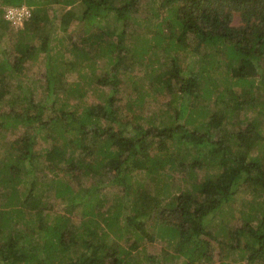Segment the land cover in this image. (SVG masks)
<instances>
[{
  "label": "trees",
  "instance_id": "obj_1",
  "mask_svg": "<svg viewBox=\"0 0 264 264\" xmlns=\"http://www.w3.org/2000/svg\"><path fill=\"white\" fill-rule=\"evenodd\" d=\"M155 1H160L159 6L168 11L164 18L157 14L161 20L156 24L155 42L142 35L144 45L141 44L140 50H130L126 41L127 30L130 19L138 10V0H127L121 6L115 5L112 0H50L69 7L58 19L56 30L57 17L37 9L42 6V0H3L7 8L25 5L33 12L24 24L26 28L24 25L15 27L6 19L0 20V29L6 30L9 25L23 29L18 34V46L27 42L30 38L28 34H33L30 31L43 29L37 37L39 43L31 45L27 51L34 57L45 55L50 84L54 83V69L59 67L61 56L64 58L61 49L53 54L56 49L53 41L57 40L59 31L67 33L69 27L77 22L79 37L83 40L73 48L79 61L71 62L70 70H81L86 64L94 74L97 70L95 59H102L104 65L101 67L107 70L108 65L110 71L101 81L113 89L107 103L87 106L81 118H73L65 105L57 109L56 101L55 108L51 109L32 106L26 96L25 101L32 113L31 110L26 115L16 110L1 112L0 107V120L6 128L24 126L28 132L32 130L12 144L19 150L20 156L15 161L14 158L4 159L0 168V264H137L136 257L119 243L112 246L106 244L113 235L117 242L124 236L131 240V230L137 239L131 241L130 251L141 248V239L153 243L160 237L177 246L176 255L185 259L183 264H203L212 258L209 242L201 238L202 234L211 236V221L207 218L232 215V210L224 211V207L232 203L242 189L248 188L263 200V211L252 206L243 212L248 224L253 226L251 223L257 222L256 227L229 232L226 224L221 225L217 234L229 233L238 249L243 252L249 250V264H257L264 259V129L257 119H247L249 124L245 130L239 127L246 122L245 119L235 121L242 112L257 107V95L264 93V0ZM77 4L83 5L82 11L77 12ZM108 17L114 18V29L105 25ZM151 48L154 51L162 49L172 63L169 71L151 76L155 85L158 84L157 89L169 91L174 95L172 102L179 100L183 107H189L190 99L197 100L199 95L208 100L215 97L216 110L211 111L207 105L196 106L192 102L185 122L176 107L169 114L171 124L167 127L158 128L155 125L147 129L139 125L129 132L127 129L133 121L125 120L124 116L128 112L136 115L140 111L144 95L138 101L128 103L126 110L118 107L115 96L120 76H130L136 57H143ZM189 54L199 59L197 71L195 67L186 72L183 69L182 55ZM7 57L3 51L0 75L17 74L24 79L28 68L23 61L30 56L24 54L13 66L8 65ZM223 68L224 75L221 77L220 70ZM215 75H219V79ZM81 76L88 78L87 74ZM181 81L184 87L175 92V83ZM77 92L80 96L85 94L81 87L77 88ZM48 112L52 113L46 117ZM259 114L264 113L259 111L256 115ZM70 115L72 119H69ZM134 119L138 121L141 115H136ZM93 124L100 127L107 124V130L104 146L100 149L92 146L91 151L90 147L81 143V137L88 135L84 128ZM234 128L238 130L231 131ZM73 132L81 137L77 138ZM67 135L73 138L71 142L76 141L80 145V157H74V150L67 148L70 146ZM36 136H43L51 145L43 154H36L34 150ZM154 143H157L161 153L149 156L147 149ZM170 148L184 153L178 167L175 158L165 154ZM114 155L117 158L112 160ZM82 157L94 159L84 161ZM38 159H43L48 171L56 176L64 170L68 178L77 173L98 182L92 188V185H84V189L76 191L69 179L61 181L57 177L55 195L66 204L68 213L52 214L51 219L46 220L44 215L48 205L37 202L40 189L34 181H25L26 171L30 173ZM117 160L120 163L118 166L115 164ZM204 165H212V169L219 173L197 182L196 172ZM109 168L116 171V180L112 181V185L121 186L122 194L112 203L116 207L106 214L101 210L96 212V208L105 203L98 189L107 185L99 172ZM168 168L170 171L178 168L181 173H189L194 179L193 184L186 188L182 186L184 182L188 183L185 178L162 187L159 190L161 193L153 195L131 179L134 173L143 170L158 187V181L164 176L172 178L166 170ZM145 201H152L153 208L159 209L155 225L158 235L148 231L144 222L139 221L145 213L141 211ZM78 207H82L89 218L75 224L72 213ZM14 220L22 224L15 226ZM72 247L79 251L75 250V256L70 255Z\"/></svg>",
  "mask_w": 264,
  "mask_h": 264
},
{
  "label": "rangeland",
  "instance_id": "obj_2",
  "mask_svg": "<svg viewBox=\"0 0 264 264\" xmlns=\"http://www.w3.org/2000/svg\"><path fill=\"white\" fill-rule=\"evenodd\" d=\"M42 6L37 8L41 11V13H49L51 16H56V28L59 26L58 19L65 13V11L69 7H63L58 5L57 3H52L50 0H42ZM115 5L121 6L124 5L127 0H112ZM138 10L135 14H133L132 19H130V26L127 30L128 39L127 46L130 50H140L141 44L144 45L143 40L140 36L145 35L146 39L155 42L156 35V24L161 20L160 16H167V9L165 7H160V1L155 0H138ZM79 5V6H78ZM8 5L3 3V0H0V20L5 19L4 11ZM36 8V7H34ZM83 5L77 4V12L82 11ZM159 14L160 16H157ZM108 25L114 29L115 21L114 18L108 17L107 23ZM9 25V24H8ZM25 26V25H24ZM51 26H48L50 28ZM26 28V26H25ZM42 29V28H41ZM37 29L33 32V34H28L30 38L27 40L25 44L18 46V42L20 41L19 32L23 29H15L11 25H9L8 29H0V58L2 57V52L4 51L7 57V63L10 66H13L14 63L19 59L23 58L24 54L30 56V58H24V65L28 68L27 74L22 77H17V74L9 75L8 73L2 74L0 77L2 80L0 82V107H2L1 112H9L11 110H16L20 114L26 115L29 110L31 113L33 112L30 109L29 105L25 101V96L28 97L29 102L32 106H46L49 109L52 107L55 108V101L57 102V109L60 106L65 105L66 111L72 115L69 116V119L73 118H81L82 113L88 107H94L96 104H103L108 102V97L113 89L111 85L103 84L101 79L106 77L107 72L110 71V66L107 65L106 68L101 67L104 65L102 59H95L97 70L94 74H91L89 66L83 65L81 70H70V63L75 62L78 63V53H75L73 48L77 45V42L80 43L83 40L82 37H79V26L77 22H74L71 27H69V31L67 33H63L59 31L57 35V40L53 41L56 43V49L53 51V54L58 52L60 49L64 54L61 56V63L59 67L54 69V74L56 77H52L54 83H49V78H47V67L45 65V55H39L38 57H34L32 55H28V49L31 45L38 44L37 40L38 35L43 31V29ZM21 30V31H20ZM96 30H94L95 32ZM23 35V33H22ZM132 35V36H131ZM134 35V36H133ZM20 49V52L18 51ZM72 49V51H71ZM52 55V54H51ZM50 55V56H51ZM49 56V57H50ZM53 57L55 55H52ZM60 59V58H59ZM181 63L183 65V69L186 72L187 70H193L195 67V71L199 64V59L193 54L182 55ZM172 68V63L167 55L162 49L160 50H150L147 54H144L143 57H136L134 64L131 68L130 76L126 74H121L120 76V85L116 94L118 107H121L123 110H126V105L128 103L138 101L144 95L143 106H141L140 111L136 113V115H141V119L138 121L134 119L136 115L133 113H126L124 116L125 120L131 119L133 123L128 127L129 132H133L134 129L138 128L139 125L144 128H150L151 126L156 125V127H167L169 124V114L176 108L179 110L180 118L182 121H186L187 114L189 113V109L192 106V102L198 105H207L211 111L216 110L215 97L208 100L206 97L198 96V99L194 98L190 99L189 107H183L179 100L173 101L174 95H172L169 91H163L161 89H157V83L155 85L151 76L158 75L160 72H167ZM221 77L224 75V68L220 70ZM58 73H61L58 75ZM87 74L88 78L85 79L81 75ZM188 77V76H187ZM217 79H219V75H215ZM78 84V85H77ZM81 87L83 89V96H80L77 92V88ZM182 87H184V83L176 82L175 83V92H178ZM139 95V93H141ZM202 94V91L200 92ZM259 99L257 100L259 105L255 108L249 109L246 112H242L237 118L236 122L245 119L246 122L244 124L239 125L240 129L245 130L247 128L248 121L247 119H257L260 121L261 125L264 129V114H259V111H263L264 113V93L257 95ZM27 99V100H28ZM175 103V104H174ZM197 103V104H196ZM194 105V107H195ZM55 111V110H53ZM52 112H48L46 115L49 116ZM72 116V117H71ZM209 117H207L208 119ZM46 119V118H45ZM151 120V122H150ZM3 120H0V168L2 167V161L7 158H14V161L17 157L20 156L19 150L16 149L12 144L14 142H18L21 138L24 137L25 134H30L26 127L18 126V127H5L2 124ZM69 122V121H68ZM246 123V124H245ZM106 125L104 127L98 126V124H93L91 127L84 128L87 131L88 135L81 137L77 133L73 132L72 134L83 140L81 143H84L86 146L95 149H100L104 146V139H106ZM231 127V126H230ZM237 128L231 129V131H237ZM69 135V134H68ZM67 135V141L70 142V146L68 149L74 150V157H80L82 149L80 145L75 141L71 142L73 138H70ZM72 136V135H71ZM64 142V141H63ZM93 146V147H92ZM51 147L49 142L43 138V136H36V145L34 150L36 154L44 153L45 149H49ZM67 149V150H68ZM157 143L152 144L147 149V154L149 156L157 155L161 153L158 150ZM71 153V152H69ZM92 154V152H89ZM193 153V152H191ZM165 154H168V157H173L178 162L177 167L184 155V153H178V151H174L173 148L165 151ZM102 156V155H101ZM264 156V154H263ZM84 161H91L94 158L82 157ZM117 156L115 155L111 158L115 160ZM107 160V159H106ZM96 162V161H95ZM95 165V163H93ZM115 164L120 165L118 160ZM125 167V166H123ZM122 167V168H123ZM168 167V166H167ZM121 169V168H120ZM169 174L172 175V178L163 177L158 187H155V183L151 182L147 175L144 173L145 171H139L132 175V180L135 183L140 184V187L144 188L148 193L155 195L154 193H161L159 191L162 187H165L168 184L178 183L182 179L187 178L188 183H183L182 186L185 188L191 186L194 182L193 178H190L189 173L184 174L180 172V169L176 168L173 170L166 169ZM168 173L166 175H168ZM196 176L197 182L205 181L208 176L211 174L219 173L217 170L212 169V165L205 166L199 169ZM99 176H104V180L107 185H103L99 187V195L102 197V200L105 201L104 204H99L96 208V212L108 213L109 209L115 208L116 206L112 205V203L116 200V197L121 196L122 187L112 185V181L116 180V171L114 168H109L104 172H99ZM60 178L63 180H68L72 184L73 188L77 191L78 189H84V185H88L94 187L96 185L95 180L89 177H86L82 174H75L73 177L68 178L64 170L57 174H51L47 169V163L42 160H37L34 162L33 169L30 170V173L25 175V181H34L36 186L40 189L38 194V201H42L48 205V210H46V214L44 218L46 220H50L52 214L57 215H65L67 214L66 204L62 201V199L56 197L55 195V185L56 180ZM120 181V180H119ZM122 181V180H121ZM110 182V183H108ZM55 184V185H54ZM114 184V183H113ZM249 189V188H248ZM248 189H242L239 194L235 197L234 201L229 205L224 207V211L232 210V215H218L213 217L212 219L207 218L210 228L211 236L206 234H202L201 238L205 241H208L210 244V253L211 259L205 260L203 264H249L248 256L251 254L249 250H245L244 252L237 248L236 241L229 235V233L217 234L218 231L221 230V225L225 226L227 224V229L235 231L236 229L249 230V228L256 227L257 222H253V226L248 224L247 219L244 217L243 212L250 210L252 206L263 211V200L256 197L253 192ZM3 202L5 198L2 197ZM114 204V203H113ZM152 201H145L144 209L141 208L142 216H140L139 221L144 222L145 227L151 233L158 235V232H155L156 229V220L158 210L153 208ZM29 206V205H28ZM103 208H102V207ZM255 212V209L253 210ZM257 215V214H256ZM72 218L74 219L75 224H79L81 222L87 221L89 216L85 214L82 207H78L75 213H72ZM16 222V220H14ZM22 224L21 222L15 223V226ZM157 237V236H156ZM114 235L111 238H108L106 244L112 246L115 243H119L123 248H126L132 256L136 257L137 264H183L185 259L183 257L177 256L178 248L175 244H170L166 240L157 237L155 242H149L147 239H141L140 245L141 248L139 250L130 251L131 241H134L136 235L134 231L131 230V240H128L126 236H124L120 241H116ZM39 242V238L37 239ZM244 245V242H242ZM75 250L79 252L76 248ZM74 247L70 250V255H76V251ZM245 254V255H244ZM151 256V258H149ZM257 264H264V259L257 262Z\"/></svg>",
  "mask_w": 264,
  "mask_h": 264
},
{
  "label": "built area",
  "instance_id": "obj_3",
  "mask_svg": "<svg viewBox=\"0 0 264 264\" xmlns=\"http://www.w3.org/2000/svg\"><path fill=\"white\" fill-rule=\"evenodd\" d=\"M32 14V10L25 5L21 7L12 6L6 8L5 19L15 27H22L31 18Z\"/></svg>",
  "mask_w": 264,
  "mask_h": 264
}]
</instances>
